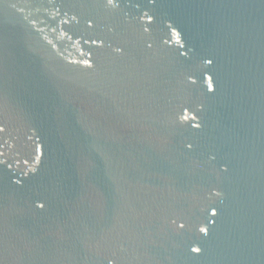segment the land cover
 <instances>
[{"label": "water", "instance_id": "obj_1", "mask_svg": "<svg viewBox=\"0 0 264 264\" xmlns=\"http://www.w3.org/2000/svg\"><path fill=\"white\" fill-rule=\"evenodd\" d=\"M0 264H264V0H0Z\"/></svg>", "mask_w": 264, "mask_h": 264}]
</instances>
